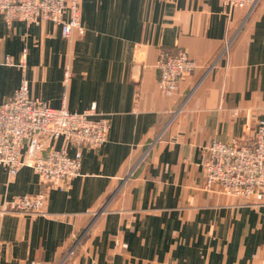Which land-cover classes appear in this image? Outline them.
Returning a JSON list of instances; mask_svg holds the SVG:
<instances>
[{"label": "crops", "instance_id": "obj_1", "mask_svg": "<svg viewBox=\"0 0 264 264\" xmlns=\"http://www.w3.org/2000/svg\"><path fill=\"white\" fill-rule=\"evenodd\" d=\"M79 9L84 32L70 39L50 20L0 17V102L25 75L31 96L71 111L94 103L110 125L62 191L28 166L9 177L0 165V207L46 193L45 215L0 210V264H264V193L227 196L202 175L211 140L251 144L264 120V0L249 13L220 0ZM176 47L194 67L169 96L155 61Z\"/></svg>", "mask_w": 264, "mask_h": 264}, {"label": "built area", "instance_id": "obj_2", "mask_svg": "<svg viewBox=\"0 0 264 264\" xmlns=\"http://www.w3.org/2000/svg\"><path fill=\"white\" fill-rule=\"evenodd\" d=\"M220 1L229 7L246 8L248 13L259 2ZM79 2L0 0V17L7 25L14 19L27 24L50 20L59 27L63 38L70 39L74 33L82 36L84 32ZM26 55L27 48L24 47L19 62L23 70ZM6 61L11 62L8 57ZM155 67L158 89L170 96L176 92L184 76L192 71L194 61L182 47L161 49ZM95 114L94 103L85 110L71 111L65 106L52 107L46 101L31 96L27 78L22 75L10 98L0 102V165L7 169L9 177H13L22 166H28L45 186L61 191L66 189L80 174L82 148H97L106 141L109 120L103 114ZM57 139L63 140L60 146L54 144ZM67 145L73 148L72 153H69ZM202 168L206 175L205 188L215 180L220 190L228 195L249 197L260 189L264 190V120L258 121L251 144L211 140L204 149ZM45 199V191L16 195L4 201L0 210L45 215Z\"/></svg>", "mask_w": 264, "mask_h": 264}, {"label": "rangeland", "instance_id": "obj_3", "mask_svg": "<svg viewBox=\"0 0 264 264\" xmlns=\"http://www.w3.org/2000/svg\"><path fill=\"white\" fill-rule=\"evenodd\" d=\"M237 141V140H236ZM238 143H241V142H239V141H237ZM202 175H203V186H204V183H205V180H206V175L204 174V172H203V168H202ZM217 181H215V180H213V184L211 185V186H209L208 188H206V189H209V190H212L213 188H218L219 189V191L221 192V193H223V194H225L224 192H222L221 190H220V188H219V186L217 185L218 183H216ZM264 193V190L263 189H260V190H258V191H256L255 193H253L252 195H250L248 198H251V197H253V196H255V195H259V194H263ZM225 195H227V196H233V195H228V194H225Z\"/></svg>", "mask_w": 264, "mask_h": 264}]
</instances>
